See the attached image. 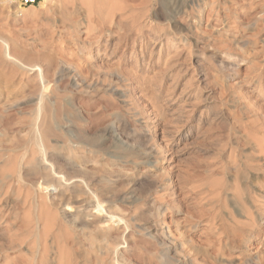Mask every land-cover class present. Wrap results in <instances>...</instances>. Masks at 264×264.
<instances>
[{
	"label": "rangeland",
	"instance_id": "374dc122",
	"mask_svg": "<svg viewBox=\"0 0 264 264\" xmlns=\"http://www.w3.org/2000/svg\"><path fill=\"white\" fill-rule=\"evenodd\" d=\"M40 125L27 184L5 167ZM0 156V264L59 263L43 196L70 264H264V0H0Z\"/></svg>",
	"mask_w": 264,
	"mask_h": 264
},
{
	"label": "bare ground",
	"instance_id": "6f19581e",
	"mask_svg": "<svg viewBox=\"0 0 264 264\" xmlns=\"http://www.w3.org/2000/svg\"><path fill=\"white\" fill-rule=\"evenodd\" d=\"M7 50V49H6ZM12 58V57H11ZM14 60V59H13ZM41 102V101H40ZM44 122V121H43ZM41 126V125H40ZM47 126V125H46ZM42 127L43 126H41V128L40 127H35L34 129H32V136H31V138L30 139H28V140H26V142L28 141V143H26V144H24L25 146L24 147H22V149H20V150H22L21 152V154L19 155V153L18 152H16L15 154H13V153H11L10 155H8V158H9V165H8V163L6 164L7 166L5 167V170L9 173V172H11V174L13 173V175L15 174L16 176H17V178L19 179V180H23L22 182H25V183H27L26 181V179L28 178V179H30L31 180V178H29V177H32V178H37V179H40L41 177H42V175H41V172L38 170V168L36 167V166H34L33 165V159H35L34 157H36L38 154L37 153H39V151L43 148V147H45L46 146V144H45V141H47L46 140V138H48V137H51V133H50V135L48 136V134H47V132H46V130L48 129V127H45V128H47L46 130H44V129H42ZM50 129V128H49ZM48 129V130H49ZM50 131H52V130H50ZM111 131V130H110ZM53 132V131H52ZM112 132V131H111ZM53 134H55V133H53ZM116 134V133H115ZM28 136V135H27ZM53 136H55V135H53ZM115 136V135H114ZM30 137V136H29ZM117 137V136H116ZM27 138V137H26ZM50 140H52V139H50L49 138V140L48 141H50ZM25 141V140H24ZM67 141V140H66ZM141 141V140H140ZM21 143V142H20ZM23 143H25V142H22V146H23ZM47 143V142H46ZM49 143V142H48ZM47 143V144H48ZM49 144H51V143H49ZM12 145H13V143H12ZM17 145V144H16ZM19 145H21V144H19ZM65 145V144H64ZM48 146V145H47ZM6 147H8V146H6ZM11 147V146H10ZM18 147H20V146H18ZM63 147V146H62ZM12 148V147H11ZM40 148V149H39ZM47 148V147H46ZM50 148V147H49ZM64 149H65V147H63ZM19 149H16L17 151L19 150ZM45 149V148H44ZM43 149V150H44ZM58 149V148H57ZM69 149V148H68ZM19 150V151H20ZM48 150V149H47ZM62 150V149H61ZM5 151V150H4ZM73 151V150H72ZM76 151H78V150H76ZM76 151H74L75 153H76ZM12 152H14V150H12ZM41 152H42V150H41ZM41 152H40V154H41ZM49 152V151H48ZM71 152V151H70ZM43 154H42V156H43V158H44V160L46 161V160H49L46 156H47V152H45L44 153V151L42 152ZM149 153V152H148ZM4 154V153H3ZM9 154V153H8ZM37 154V155H36ZM77 154V153H76ZM76 154H73V155H76ZM147 154V153H146ZM36 155V156H35ZM71 155V154H70ZM152 156V155H151ZM68 157H70V156H68ZM71 157H72V155H71ZM78 156H76L75 158H77ZM2 158V156H0V159ZM37 158V157H36ZM47 158V159H46ZM80 158V157H79ZM3 159V158H2ZM1 159V160H2ZM58 159V158H57ZM71 159H73V158H71ZM37 160V159H36ZM35 160V161H36ZM60 160V159H59ZM4 161V160H3ZM34 161V162H35ZM44 161V162H45ZM62 161V160H61ZM63 162V161H62ZM65 162V164L63 165V167L61 168V166L58 164V167L60 166V169H59V172H58V169L56 168V165L57 164H50L51 165V170L53 171L54 170V172H55V174H57V175H60V181L61 180H63V181H65V182H70L72 179H77V181H78V179H81V180H83L84 182H86V183H88V182H90L92 179H91V177H89L87 174H85V173H87V172H85V173H83L84 171H82L81 169V171H78V170H73L74 169V167H72L71 165L72 164H74L73 162H71L72 164H70L69 163V161L67 160V161H64ZM23 163L24 164H27V165H29L28 167H29V169H28V171H27V173L25 174V173H21L22 171L20 170V168H22L21 167V165L23 166ZM60 163V162H59ZM33 165V166H31L30 167V165ZM68 165H70V167H72V168H70L71 170H70V172H69V170L67 169L69 166ZM10 166V167H9ZM7 167H9V168H7ZM25 167V166H24ZM23 167V168H24ZM27 167V166H26ZM67 167V168H66ZM2 168V167H1ZM7 168V169H6ZM2 169H4V168H2ZM5 170H4V172H5ZM23 170V169H22ZM41 170V169H40ZM63 170H64V172H63ZM7 172H6V174H7ZM62 172H63V174L64 175H62ZM10 174V175H11ZM26 175V177H25V175ZM46 174V173H45ZM49 174V173H48ZM12 175V176H13ZM27 176H29V177H27ZM14 177V176H13ZM48 177H50V175L49 176H47V177H45L44 176V180H45V182L47 183V182H49V181H46V179H48ZM4 178V177H3ZM3 178H2V180H3ZM12 178V177H11ZM16 178V177H15ZM26 178V179H25ZM24 179L26 180V181H24ZM50 179H51V177H50ZM1 181V180H0ZM32 181H34V180H32ZM31 181V182H32ZM36 181V180H35ZM55 181V180H54ZM93 181V180H92ZM5 182H7V181H5ZM3 183V182H2ZM34 183V182H33ZM54 184L52 181L49 183V185L50 184ZM0 184H1V182H0ZM28 184V183H27ZM89 184V183H88ZM12 185V184H11ZM16 185V184H15ZM48 185V186H49ZM23 186V185H22ZM50 186H53V185H50ZM54 186H55V184H54ZM53 186V187H54ZM47 187V186H46ZM19 188V187H18ZM50 188V187H49ZM49 188L47 189V190H49ZM42 189H44L45 190V188H42ZM24 190V189H23ZM43 190V191H44ZM15 192V191H14ZM72 192V191H71ZM6 193V192H5ZM20 193V192H19ZM31 193V192H30ZM34 193V192H33ZM36 193V192H35ZM76 193V192H75ZM9 193H7L6 195H8ZM26 194V193H25ZM43 194V193H42ZM64 194V193H63ZM72 194V193H71ZM14 195V194H13ZM16 195H18V194H16ZM22 195V194H21ZM27 195V194H26ZM72 195H74V194H72ZM82 195V194H81ZM81 195H80V197H81ZM98 195V194H97ZM4 196V195H3ZM15 196V195H14ZM28 196H29V194H28ZM28 196H26L27 198H28ZM33 196V195H32ZM78 196V195H77ZM99 196H101V195H99ZM5 197V196H4ZM13 197V196H12ZM29 197H31V196H29ZM64 196H62V198H63ZM70 197H72V196H70ZM15 198V197H14ZM25 198V197H24ZM26 198V199H27ZM34 198V197H33ZM39 198H41L40 199V201H39V199H38V201H37V198H36V201H34L35 200V198H34V200L33 199H31V200H33L34 202H31V203H27L28 205L30 204L31 205V207H30V209L32 208L35 212V214H34V218H33V221L35 222V227L36 228H34V229H36L37 231H39V232H41L42 234H43V236H44V241L46 240H51L52 241V244H53V255L56 257V261L57 262H59L58 264H70L72 261H73V259H75V257L73 258V256H72V254L73 253H71L72 251L71 250H69V241L72 239H74V236H73V232H72V225H70L66 220H64L60 215H59V210L55 207V205L53 204V203H48V200H47V197L46 196H43V197H39ZM97 198V206L98 207H100V209L99 210H101V208H102V202L104 203V201H101V197L99 198L98 196L96 197ZM124 199V198H123ZM0 200H2V199H0ZM69 200V199H68ZM1 202V201H0ZM71 202V201H70ZM3 203V202H2ZM23 203H25V202H23ZM64 203V202H63ZM62 204V203H61ZM72 204V203H71ZM68 201H67V206H69L70 207V205H71ZM29 205V206H30ZM65 205H66V203H65ZM73 206V205H72ZM28 209V208H27ZM31 209V210H32ZM30 211V210H29ZM27 213H28V211H26ZM25 212V213H26ZM2 213V212H1ZM81 217V216H80ZM75 220V219H74ZM79 220H81V219H79ZM28 221V220H27ZM30 221V220H29ZM32 221V220H31ZM32 221V222H33ZM121 221H123L122 219H121ZM77 222V221H76ZM28 223V222H27ZM79 223H80V221H79ZM125 223H127V222H125ZM80 225H82V226H88L87 225V223H83L82 221H81V224ZM91 225L93 226V224L91 223L89 226L91 227ZM213 225V224H212ZM30 226V225H29ZM32 226V225H31ZM78 226H79V224H78ZM81 226V227H82ZM220 226V225H219ZM96 227V226H95ZM214 227V226H213ZM94 228V227H93ZM127 228H129L128 226H127ZM41 229V230H40ZM83 229V228H82ZM91 229V228H90ZM215 229V228H214ZM29 230V229H28ZM32 230V229H31ZM93 230V229H92ZM92 230H91V235L89 236V239L95 244V241H97L99 238H98V236L99 235H97L96 233H93L92 232ZM218 231V230H217ZM33 232V231H32ZM212 232V231H211ZM98 233V232H97ZM106 234H107V232H106ZM217 234V233H216ZM28 235V234H27ZM37 235H39V234H37ZM89 235V234H88ZM101 235V234H100ZM42 236V235H41ZM104 237H105V234L103 235ZM107 236V235H106ZM221 236H222V234H221ZM86 237V236H85ZM19 239V238H18ZM24 239V238H23ZM22 239V240H23ZM37 239V238H36ZM38 239H39V237H38ZM42 239V238H41ZM103 240H104V238H102ZM107 239V238H106ZM109 239V238H108ZM107 239V240H108ZM40 240V239H39ZM102 240V241H103ZM22 242V241H21ZM39 242V241H38ZM42 243V242H41ZM37 244V243H36ZM51 244V243H50ZM92 244V243H91ZM233 244V243H232ZM39 245V244H38ZM111 246L109 247V249H114V252L116 251V249L117 248H114V244H110ZM212 245V244H211ZM43 247H44V250H43V252H49L48 250L50 249V247H48L47 246V244L46 243H44V245H43ZM48 247V248H47ZM40 248H41V246H40ZM36 249V248H35ZM43 249V248H42ZM93 249V248H92ZM31 250V249H30ZM39 251H40V249H39ZM109 251L110 250H108V252L105 254V255H103V256H101L102 258V260L105 262V264H107V256L109 255ZM35 252V251H34ZM37 252V251H36ZM40 253V252H39ZM50 253V252H49ZM92 253V252H91ZM94 253V252H93ZM35 254V253H34ZM46 254V253H45ZM38 255V254H37ZM42 255V254H41ZM44 256V255H43ZM76 256V255H75ZM30 257V256H29ZM32 257V256H31ZM39 257V256H38ZM42 257V256H41ZM23 258V257H22ZM37 259L38 258H36V257H33V258H31V260H29L28 261V263L27 264H37ZM48 259V258H47ZM27 260V259H26ZM23 262V261H22ZM17 263V262H16ZM54 263V262H53ZM76 263V262H75Z\"/></svg>",
	"mask_w": 264,
	"mask_h": 264
},
{
	"label": "built area",
	"instance_id": "2783aa9c",
	"mask_svg": "<svg viewBox=\"0 0 264 264\" xmlns=\"http://www.w3.org/2000/svg\"><path fill=\"white\" fill-rule=\"evenodd\" d=\"M21 6H35L43 0H19Z\"/></svg>",
	"mask_w": 264,
	"mask_h": 264
}]
</instances>
